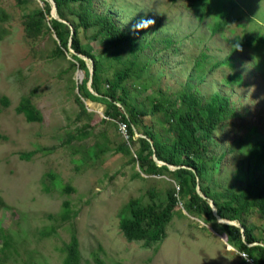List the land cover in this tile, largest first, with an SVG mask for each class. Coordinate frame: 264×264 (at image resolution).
Masks as SVG:
<instances>
[{
    "label": "rangeland",
    "instance_id": "obj_1",
    "mask_svg": "<svg viewBox=\"0 0 264 264\" xmlns=\"http://www.w3.org/2000/svg\"><path fill=\"white\" fill-rule=\"evenodd\" d=\"M43 5L42 0H0V227L14 236L17 248L16 253L0 251V264H62V246L72 233L81 264H244L225 235L178 203L161 242L146 246L125 239L118 225L120 208L131 198L147 203L150 190L164 201L177 185L167 174L136 175L135 146L115 120L105 117L102 103L80 97L91 118L80 112L75 95L84 74L71 66L72 50L56 54L53 29L35 38L24 33V15ZM92 8L111 15L135 40L121 56L135 61L139 76L126 85L143 124L155 121L150 96L160 92L174 97L188 87L201 97L229 96L235 116L220 123L208 142L219 162L202 185L243 187L239 170L255 135L250 131L264 134V0H93ZM215 11L229 17L219 33L210 30ZM142 17L155 24L133 32ZM92 32H80L82 46L100 55L102 78H109L119 63L90 38ZM236 36H252L249 48L233 51ZM85 60L91 68V59ZM234 74L242 81L227 83ZM22 97L42 113L41 122L17 113ZM83 129L87 137H72ZM29 151L33 154L25 157ZM66 208L72 216L62 221ZM248 221L261 224L262 216L256 213ZM52 228L48 235L40 233ZM256 235L261 241L264 231Z\"/></svg>",
    "mask_w": 264,
    "mask_h": 264
},
{
    "label": "trees",
    "instance_id": "obj_2",
    "mask_svg": "<svg viewBox=\"0 0 264 264\" xmlns=\"http://www.w3.org/2000/svg\"><path fill=\"white\" fill-rule=\"evenodd\" d=\"M42 1L44 4L42 8L31 10L24 15V33L35 38L40 33L53 29L58 40L56 54L63 53V48L66 51H69V48L73 50L70 53L73 59L71 66L77 67L84 74L81 83L77 85L80 94L75 95L80 112L87 113L80 97L102 103L105 106V117L115 120L116 123L122 121L127 125L128 140L135 146V156L132 158L139 169L136 175L167 174L178 187L177 189L172 187L166 199L161 202L156 200V193L153 190L149 191V201L145 204H140L137 198L129 199L118 213L119 229L125 239L129 242L142 241L146 246L161 242L166 237V227L176 212L177 203L180 202L188 214L201 219L215 231L225 235L227 243L238 252H244L252 263L264 264V238L260 241L256 235V231H264V134L258 133L255 128L250 131L255 135L248 141L249 147L244 153L245 158L240 163L239 170L245 179L243 187L220 190L211 189L208 184L202 185L207 173L219 162L211 152L208 142L220 123L235 116L229 96L213 92L201 97L188 87L180 89L174 97L160 92L157 96H150V113L156 115L155 121L152 126L143 124L142 114L132 105L126 85L129 79L139 74L132 62L134 59L131 61L121 56L124 46H133L135 40L121 29L111 15L96 13L92 8L93 0H53L58 18L68 21L73 32L64 21L51 16L50 2ZM214 16L210 30L219 33L229 21V17L222 18L218 11L214 12ZM46 19L49 21L48 26L45 24ZM88 29H93L90 38L98 40L106 55L119 63L109 78H102L100 55H94L82 46L80 32H86ZM252 39V36L247 38L236 36L231 43L239 42L244 48ZM165 40L168 44L171 43L170 39ZM232 49L235 51L234 47ZM74 52L92 60L90 87L88 85L90 68L86 60ZM236 79L242 81L240 75L234 74L228 77L226 82L231 84ZM16 111L22 113L28 122H41L43 119L42 113L32 105L28 97L20 99ZM86 115L87 118H91L89 114ZM140 123L143 126L141 136L134 137ZM87 134L89 133L83 129L72 137L82 139L87 137ZM97 148L102 149L99 145ZM24 154L25 157H29L33 152ZM24 154L20 155L23 157ZM196 186H199L200 193L196 191ZM210 200L214 204L215 213L210 206ZM64 204L67 207L66 201ZM256 213L262 216L261 224L248 221V217ZM71 216L66 208L60 220H67ZM218 217L226 221H235L239 225L219 222ZM52 230L53 228L40 233L48 235ZM13 238L0 227L1 252L4 254L17 252ZM62 252L64 253L62 264H81L79 243L75 233L63 243ZM243 261L246 264L244 259Z\"/></svg>",
    "mask_w": 264,
    "mask_h": 264
},
{
    "label": "clouds",
    "instance_id": "obj_3",
    "mask_svg": "<svg viewBox=\"0 0 264 264\" xmlns=\"http://www.w3.org/2000/svg\"><path fill=\"white\" fill-rule=\"evenodd\" d=\"M154 24H155V20L142 17L140 20H137L136 23H134L132 25L131 30L133 32H139V31L148 29L149 27L153 26ZM146 35H148V34H146ZM233 47L235 48L236 51H243L239 42L234 43ZM139 136H141V134ZM241 258L244 259L246 264H247V262H248L247 255L243 254Z\"/></svg>",
    "mask_w": 264,
    "mask_h": 264
},
{
    "label": "water",
    "instance_id": "obj_4",
    "mask_svg": "<svg viewBox=\"0 0 264 264\" xmlns=\"http://www.w3.org/2000/svg\"><path fill=\"white\" fill-rule=\"evenodd\" d=\"M50 4H51V16H53L54 18H57L58 20H61L60 18H58V15H57V11H56V5H55V2L53 0H49ZM71 32H73V29H71ZM72 50V49H70ZM73 51V50H72ZM76 53L78 56L82 57L83 59L87 58L86 56L82 55V54H79L77 52H74ZM92 61V60H91ZM92 63V62H91ZM91 74H92V67L90 68V75H89V80H88V85L91 83ZM156 161L160 162L159 160L155 159ZM160 163H163V162H160ZM170 166V165H169ZM171 168H173L172 166H170ZM196 191L198 193H200V190H199V186H196ZM210 206L212 207L214 213H215V207H214V204L213 202L210 200ZM218 221L219 222H228V223H232V224H236V225H239L238 223H236L235 221H226L224 219H221L218 217ZM257 243V242H254V244Z\"/></svg>",
    "mask_w": 264,
    "mask_h": 264
},
{
    "label": "built area",
    "instance_id": "obj_5",
    "mask_svg": "<svg viewBox=\"0 0 264 264\" xmlns=\"http://www.w3.org/2000/svg\"><path fill=\"white\" fill-rule=\"evenodd\" d=\"M117 124H118V128H119V131L121 132V134H122L126 139H128V138H129V137H128V128H127L126 123H124V122H122V121H117ZM177 188H178V187H177ZM178 204H180L181 207H182V204H181L180 202H178ZM182 208H183V207H182ZM243 254H245V253H244V252H240L241 257H242ZM248 262H249L250 264H254V263H252L249 259H248Z\"/></svg>",
    "mask_w": 264,
    "mask_h": 264
}]
</instances>
